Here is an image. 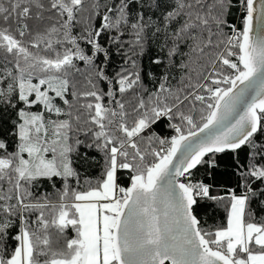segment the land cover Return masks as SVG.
Instances as JSON below:
<instances>
[{"label":"snow or ice","instance_id":"obj_1","mask_svg":"<svg viewBox=\"0 0 264 264\" xmlns=\"http://www.w3.org/2000/svg\"><path fill=\"white\" fill-rule=\"evenodd\" d=\"M0 264H264V0H0Z\"/></svg>","mask_w":264,"mask_h":264},{"label":"trees","instance_id":"obj_2","mask_svg":"<svg viewBox=\"0 0 264 264\" xmlns=\"http://www.w3.org/2000/svg\"><path fill=\"white\" fill-rule=\"evenodd\" d=\"M240 12L237 9H234L232 14L228 17L229 22L235 24L237 27L240 26V20L238 19ZM121 58L118 55H113L112 63L109 65V72H114L120 67ZM145 71H153L157 74L159 73V69L155 68L150 64L149 59L145 56L142 60ZM145 83L148 86H151V82L145 78ZM156 131L162 136H166L171 134V130L167 128L165 122H161L156 126ZM81 152H87L88 156L94 157L96 160H100L101 156L99 153L85 149L81 147ZM240 159H244V151L240 153ZM218 166L214 170H212L211 176L206 173L205 168H200L198 171H195L193 179H202L208 183L213 185V192L219 193L221 195H225L229 188H233L236 186L238 182V175L234 174V162L232 154L226 153L217 157ZM82 173V177H88L95 179L100 175V166L96 164L94 161L90 160L88 163H84L83 161L78 162L75 165ZM120 180L119 183L121 186H128V174L127 172H122L119 174ZM57 187L60 186V182L56 181ZM42 191L54 192V189L51 186L44 182L42 185ZM197 212L201 218L202 224L204 227H214L220 225L224 222L225 212L223 208L212 209L205 206H200L197 208ZM11 244H14V241H10Z\"/></svg>","mask_w":264,"mask_h":264},{"label":"water","instance_id":"obj_3","mask_svg":"<svg viewBox=\"0 0 264 264\" xmlns=\"http://www.w3.org/2000/svg\"><path fill=\"white\" fill-rule=\"evenodd\" d=\"M257 6H259V0H257Z\"/></svg>","mask_w":264,"mask_h":264},{"label":"built area","instance_id":"obj_4","mask_svg":"<svg viewBox=\"0 0 264 264\" xmlns=\"http://www.w3.org/2000/svg\"><path fill=\"white\" fill-rule=\"evenodd\" d=\"M172 134V133H171ZM171 134H169V135H171ZM169 135H166V136H169Z\"/></svg>","mask_w":264,"mask_h":264}]
</instances>
